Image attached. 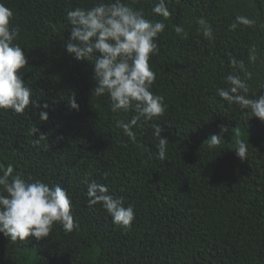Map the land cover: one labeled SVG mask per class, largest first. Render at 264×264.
<instances>
[{"label": "trees", "instance_id": "1", "mask_svg": "<svg viewBox=\"0 0 264 264\" xmlns=\"http://www.w3.org/2000/svg\"><path fill=\"white\" fill-rule=\"evenodd\" d=\"M96 2L0 0L20 29L14 43L28 63L19 74L36 101L20 114L0 110V164L28 182L63 187L78 224L69 233L56 223L39 241L0 233V264H264V122L217 95L225 77L237 74L232 58L244 63L241 78L251 73L248 97L264 95V0H165L168 18L152 12L159 0H122L165 24L149 64L156 75L150 90L164 97L166 110L133 128L135 144L116 126L134 113H113L107 94L93 91V62L76 61L64 47L67 12ZM238 15L254 25L230 30ZM201 18L212 39L203 36ZM72 97L78 110L69 107ZM155 124L169 141L163 160ZM221 125L228 128L223 142L209 148ZM237 141L247 145L244 160ZM92 182L133 208L130 228L113 224L101 204L88 206Z\"/></svg>", "mask_w": 264, "mask_h": 264}, {"label": "clouds", "instance_id": "2", "mask_svg": "<svg viewBox=\"0 0 264 264\" xmlns=\"http://www.w3.org/2000/svg\"><path fill=\"white\" fill-rule=\"evenodd\" d=\"M152 12L164 18L171 15L165 0H159ZM12 19V10L0 3V110L20 114L30 105L36 106V101L31 99L32 90L19 74L28 62L23 49L14 43L20 29L12 25ZM66 21L71 26L70 38L64 46L66 52L76 61L93 62L96 84L93 91L96 96L107 94L113 113H134L127 121L118 120L116 126L135 144L133 128L163 116L166 110L164 97L150 90L156 75L149 64L150 56L159 52L156 38L164 31L165 24L145 18L142 10H134L122 0H98L90 8L76 7L67 12ZM198 23L203 36L212 39L211 25L203 18ZM254 23L248 17L238 15L230 30H235L238 25L252 27ZM175 31L180 33L183 29L177 26ZM249 60H256L254 46ZM230 67L236 69L237 74L225 77L228 86L217 89V95L228 104L248 110L245 115L250 118L264 122V95L254 99L248 97L246 80L251 79V73L245 70V78H241L238 71L244 69V63L235 58L230 60ZM43 107L47 108V105ZM69 107L78 110L74 97L70 98ZM39 118L47 121V112L41 111ZM152 127L153 135L159 141L158 157L163 160L169 141L161 135L164 128L159 124ZM32 131L36 133L37 129ZM226 132L228 128L221 125L220 133L208 138L209 148L221 144ZM40 137L44 138L43 135ZM235 153L241 160L246 159L244 141H237ZM13 172L12 165L0 164V233L12 242H24L29 237L39 241L48 237L56 223L69 233L78 227L74 223L71 200L63 187L41 181L28 182ZM87 196L88 206L101 204L113 224L124 229L131 227L134 210L131 206L124 207L123 197L114 198L107 186L95 182L87 185Z\"/></svg>", "mask_w": 264, "mask_h": 264}]
</instances>
